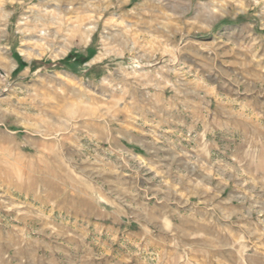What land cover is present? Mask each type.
<instances>
[{
    "label": "rangeland",
    "instance_id": "1",
    "mask_svg": "<svg viewBox=\"0 0 264 264\" xmlns=\"http://www.w3.org/2000/svg\"><path fill=\"white\" fill-rule=\"evenodd\" d=\"M0 264H264V0H0Z\"/></svg>",
    "mask_w": 264,
    "mask_h": 264
},
{
    "label": "bare ground",
    "instance_id": "2",
    "mask_svg": "<svg viewBox=\"0 0 264 264\" xmlns=\"http://www.w3.org/2000/svg\"><path fill=\"white\" fill-rule=\"evenodd\" d=\"M10 68H13V65H11Z\"/></svg>",
    "mask_w": 264,
    "mask_h": 264
}]
</instances>
